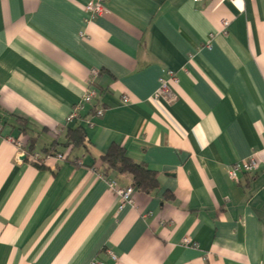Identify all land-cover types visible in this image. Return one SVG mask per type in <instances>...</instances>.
Instances as JSON below:
<instances>
[{"label": "crops", "instance_id": "crops-1", "mask_svg": "<svg viewBox=\"0 0 264 264\" xmlns=\"http://www.w3.org/2000/svg\"><path fill=\"white\" fill-rule=\"evenodd\" d=\"M89 1L0 0V264H264V0H102L91 19ZM76 125L86 144L64 150ZM12 140L68 159L17 160ZM112 145L158 180L121 208L99 175Z\"/></svg>", "mask_w": 264, "mask_h": 264}, {"label": "built area", "instance_id": "built-area-1", "mask_svg": "<svg viewBox=\"0 0 264 264\" xmlns=\"http://www.w3.org/2000/svg\"><path fill=\"white\" fill-rule=\"evenodd\" d=\"M84 9L89 14V18H94L98 15H101L105 12L104 6L102 4V0H94L89 1L85 4ZM229 24V20L224 19L222 20V25L224 28H226ZM159 87L156 90L155 94L153 95V100L157 101L161 97H166L172 99V93H171V83L177 82V77L172 71H167L165 76H162L159 79ZM96 96V90L92 87V85H89L84 95L81 97L79 102L74 106V108L71 110V112L66 117V124L72 122L73 120L77 119L79 116V112L81 109L84 108V106L91 102V100ZM127 97L124 95L122 96V100L124 102L127 101ZM104 109L103 108H97L95 110L96 116H101L103 114ZM10 139H12L10 137ZM16 143L18 153L16 159L19 160L21 156H27L28 159L32 163L39 164L40 161V153L38 152H32L27 153L23 143L18 140H12ZM53 157L57 161H63L65 159V154H56L54 156H46L44 159V162L47 158ZM260 159L256 152H253L250 156L243 160L235 161L232 164H230L226 168V174L229 179L237 182L239 180V175L241 173H247V172H253L258 168ZM101 178H103L108 188L118 197L119 199V207H123L125 204H133V192L134 188L133 186H120L118 182L110 177H105L102 173L99 174ZM183 244L189 245V246H196L197 244L191 240L188 236H185L183 238ZM109 255L112 258H115L114 254L111 251H108ZM92 264H108L103 261H94Z\"/></svg>", "mask_w": 264, "mask_h": 264}, {"label": "trees", "instance_id": "trees-1", "mask_svg": "<svg viewBox=\"0 0 264 264\" xmlns=\"http://www.w3.org/2000/svg\"><path fill=\"white\" fill-rule=\"evenodd\" d=\"M79 118V116H78ZM16 121L20 125V129L25 127V122L20 118L16 117ZM65 141L61 145L65 148H74L86 144V135L83 128L80 125L76 126H67L65 129ZM60 143L55 140L52 145L48 148H44L40 153V163L36 164L37 166L44 165V159L46 156H54L56 154H64V151H60L56 148ZM31 145L26 149L27 153H32ZM69 154H65V159H68ZM102 174L105 177H109L108 174L111 171L128 174L132 179L133 188L142 191L150 192L155 189L158 185L157 174L154 170L145 166L140 162H136L131 157L126 154V151L123 147L118 145L110 146L102 155Z\"/></svg>", "mask_w": 264, "mask_h": 264}]
</instances>
